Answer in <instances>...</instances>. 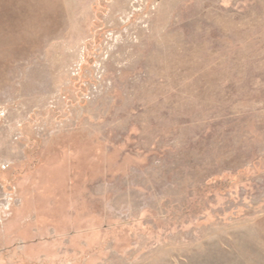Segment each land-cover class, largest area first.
<instances>
[{"label":"rangeland","instance_id":"1","mask_svg":"<svg viewBox=\"0 0 264 264\" xmlns=\"http://www.w3.org/2000/svg\"><path fill=\"white\" fill-rule=\"evenodd\" d=\"M0 264H264V0H0Z\"/></svg>","mask_w":264,"mask_h":264}]
</instances>
